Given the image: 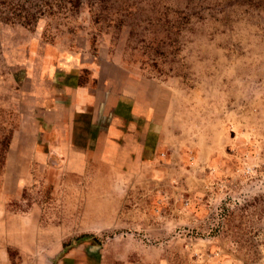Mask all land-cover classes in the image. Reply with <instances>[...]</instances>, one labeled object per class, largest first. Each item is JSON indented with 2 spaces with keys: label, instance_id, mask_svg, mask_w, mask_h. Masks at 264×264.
<instances>
[{
  "label": "rangeland",
  "instance_id": "rangeland-1",
  "mask_svg": "<svg viewBox=\"0 0 264 264\" xmlns=\"http://www.w3.org/2000/svg\"><path fill=\"white\" fill-rule=\"evenodd\" d=\"M0 264H264V0H0Z\"/></svg>",
  "mask_w": 264,
  "mask_h": 264
}]
</instances>
